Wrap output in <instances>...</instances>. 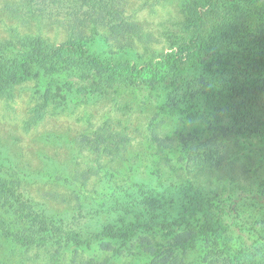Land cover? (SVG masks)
I'll return each instance as SVG.
<instances>
[{
    "label": "rangeland",
    "instance_id": "374dc122",
    "mask_svg": "<svg viewBox=\"0 0 264 264\" xmlns=\"http://www.w3.org/2000/svg\"><path fill=\"white\" fill-rule=\"evenodd\" d=\"M189 7L203 16L205 35L231 29L264 42V0H0V40L17 33L69 48L80 40L104 59L142 66L188 45ZM223 49L230 69L246 60L242 68L257 76L255 53L234 42ZM227 80L233 73L184 59L154 86L101 89L93 76L37 74L0 94V176L16 180L78 244L109 226L127 231L88 248L28 246L26 262V247L0 233V264H264L253 255L264 243V142L227 128L226 97L194 103ZM134 192L142 205L113 210ZM201 195L205 208L226 207L232 231L214 220L172 221L202 206ZM75 212L82 219L71 221ZM0 219L15 217L0 205ZM203 238L212 251L220 242L210 261Z\"/></svg>",
    "mask_w": 264,
    "mask_h": 264
},
{
    "label": "trees",
    "instance_id": "16d2710c",
    "mask_svg": "<svg viewBox=\"0 0 264 264\" xmlns=\"http://www.w3.org/2000/svg\"><path fill=\"white\" fill-rule=\"evenodd\" d=\"M188 15L191 18L188 25V33L191 34L188 45L181 48L179 52L168 53L159 59L150 60L142 66H131L126 63L104 59L91 52L85 43L80 40L76 42L75 46L69 48L46 44L42 40H36L29 35L22 36L12 33L11 40L4 42L0 40V94H10L15 86L30 80L37 74L53 78L63 73L93 76L98 78L101 89H111L116 86L135 87L143 83L154 86L176 72L184 59H189L204 67L205 70L218 71L222 68L227 77L231 79L233 73L235 79L233 84L227 80L225 87L215 88L212 92L197 93L198 96L196 95V99L194 98V103L200 104L202 103L201 98L206 99V97L217 98L218 100L226 97V105L221 108L224 114L220 119L226 121L227 128L232 130L231 127L236 125L239 127L238 132L240 134L256 136L264 142V46H257L258 44L263 45V40H260L259 36L249 41L244 38L238 39L231 29L224 31L222 28L217 30L215 36H208L204 34V18L198 13L197 9L189 7ZM236 40H240V42ZM233 42L241 50H249V53H255L254 59H257V76L255 78L253 76L254 72H252L253 69L245 70L242 68L245 66L244 61L246 63V60L243 61L242 67L236 63V66L230 69L232 62L229 63L224 55L223 48L230 46ZM252 42L255 44L252 45ZM217 45L220 51L216 49ZM211 58L214 61L209 66ZM237 67H240V69H236ZM202 71L204 70L202 69ZM187 94L188 90L182 91L181 98L186 97ZM196 110L195 108L193 112ZM230 123H232V126H230ZM261 188H264V185ZM21 190V185L16 180L0 176V205L8 208L15 217L11 223L0 219V233L2 236L9 238L8 240L12 243L26 247L21 262L27 261L23 260V257L28 246L44 245L45 247H54L70 244L71 247L88 248V246L103 238L112 239L116 236L124 237L127 235V231L123 230L124 225L118 226V228L109 226L100 237L87 236L85 237L86 241L81 240L78 244L76 238H71L70 234L64 230L61 222L50 218L46 210H42L38 204L28 199ZM133 194V196L126 197L124 201H116L113 210H133L135 207L142 205L145 199L138 192ZM201 199L202 206H199V208L193 210L186 208L179 215L175 216L174 213H168L167 216L174 215L175 218L173 219L175 220L172 219V221L189 223L190 225L197 221V218H201L205 226L211 223L210 220H214L221 225L223 224V227L228 231H232L235 223L226 222L229 217L226 207L223 205L220 210L215 212L213 209L205 208L204 203L209 202H205L202 195ZM162 202L163 205H166L168 198H165ZM79 211L82 210L79 209ZM131 213H134V211H131ZM91 216L89 221L96 222L94 214ZM80 218L82 219V214H76L75 212L71 217V221ZM202 242L209 260L212 251L209 248L210 240L203 238ZM211 247L214 249L212 254L221 250L220 242L216 239L213 240V243L211 242ZM253 255L264 256V243ZM167 261L168 258H165L164 261L154 264H167ZM246 263L244 260L228 264Z\"/></svg>",
    "mask_w": 264,
    "mask_h": 264
}]
</instances>
